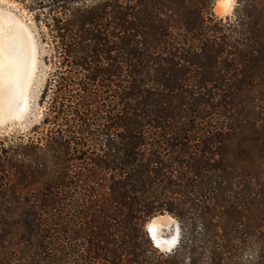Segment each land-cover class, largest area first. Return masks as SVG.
<instances>
[{"label": "trees", "instance_id": "16d2710c", "mask_svg": "<svg viewBox=\"0 0 264 264\" xmlns=\"http://www.w3.org/2000/svg\"><path fill=\"white\" fill-rule=\"evenodd\" d=\"M59 61L50 127L0 140V264H264V0H20ZM179 224L161 251L145 229Z\"/></svg>", "mask_w": 264, "mask_h": 264}, {"label": "bare ground", "instance_id": "6f19581e", "mask_svg": "<svg viewBox=\"0 0 264 264\" xmlns=\"http://www.w3.org/2000/svg\"><path fill=\"white\" fill-rule=\"evenodd\" d=\"M235 0H218L220 10H230ZM0 45L3 47V80L0 83V123L25 114L29 106V87L35 62V44L29 27L21 18L0 7ZM170 228L174 218L160 219ZM155 233V232H154Z\"/></svg>", "mask_w": 264, "mask_h": 264}, {"label": "rangeland", "instance_id": "374dc122", "mask_svg": "<svg viewBox=\"0 0 264 264\" xmlns=\"http://www.w3.org/2000/svg\"><path fill=\"white\" fill-rule=\"evenodd\" d=\"M215 2L216 0L213 2V14L217 17H223L215 13ZM0 7L14 13L31 28L39 52L38 78L32 86L34 88V98L29 119H26L21 125L8 124V126L0 127V140L3 139L6 143H9L10 141L15 142L21 137L26 138L28 135H34V133L51 126L48 123V118H51L53 114L50 108V98L55 86L56 70L58 69L59 61L55 48L56 38L42 14L36 19L35 11L29 7L27 2L20 0H0Z\"/></svg>", "mask_w": 264, "mask_h": 264}, {"label": "water", "instance_id": "95a60500", "mask_svg": "<svg viewBox=\"0 0 264 264\" xmlns=\"http://www.w3.org/2000/svg\"><path fill=\"white\" fill-rule=\"evenodd\" d=\"M236 4V0L234 1L232 8L230 10L225 9L224 11L220 10L222 14H220L223 17L229 16L231 14V11L234 9V5ZM214 7L219 8L218 0L214 3ZM29 30L32 35L33 43L35 44V62L33 66V73L31 76L30 81V87H29V106L25 114L19 118H13L12 120L6 122V123H0V127L8 126V124H23L26 119H29V114L32 109V100L34 98V88L32 87L35 80L38 78L37 70H38V48L37 43L35 40V37L32 33L31 28L29 27ZM168 215L172 218H174L171 214L167 212L158 213L154 216H152L146 223H145V229L148 233V236L150 237L151 241L153 242L154 246L157 247L161 251H169L172 248L175 247V245L178 242L179 238V224L177 220L174 218L175 223L172 224V227L170 228L167 226L166 222H163L160 219L161 216ZM155 232V233H154Z\"/></svg>", "mask_w": 264, "mask_h": 264}, {"label": "snow or ice", "instance_id": "6c2138e0", "mask_svg": "<svg viewBox=\"0 0 264 264\" xmlns=\"http://www.w3.org/2000/svg\"><path fill=\"white\" fill-rule=\"evenodd\" d=\"M3 47L0 45V83H2L3 80Z\"/></svg>", "mask_w": 264, "mask_h": 264}]
</instances>
